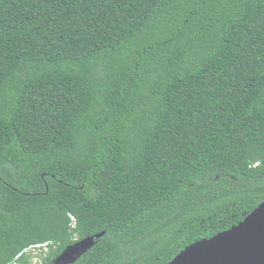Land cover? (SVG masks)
Masks as SVG:
<instances>
[{
  "label": "trees",
  "instance_id": "obj_1",
  "mask_svg": "<svg viewBox=\"0 0 264 264\" xmlns=\"http://www.w3.org/2000/svg\"><path fill=\"white\" fill-rule=\"evenodd\" d=\"M262 203L264 0H0V264H168Z\"/></svg>",
  "mask_w": 264,
  "mask_h": 264
},
{
  "label": "water",
  "instance_id": "obj_2",
  "mask_svg": "<svg viewBox=\"0 0 264 264\" xmlns=\"http://www.w3.org/2000/svg\"><path fill=\"white\" fill-rule=\"evenodd\" d=\"M93 245V238L84 240L83 252ZM168 264H264V203L231 229L187 246Z\"/></svg>",
  "mask_w": 264,
  "mask_h": 264
},
{
  "label": "rangeland",
  "instance_id": "obj_3",
  "mask_svg": "<svg viewBox=\"0 0 264 264\" xmlns=\"http://www.w3.org/2000/svg\"><path fill=\"white\" fill-rule=\"evenodd\" d=\"M83 253V248L80 245L69 248L61 257L54 261L53 264H72L77 258ZM30 254L33 256V264L40 262L38 254H41V251L31 250Z\"/></svg>",
  "mask_w": 264,
  "mask_h": 264
},
{
  "label": "built area",
  "instance_id": "obj_4",
  "mask_svg": "<svg viewBox=\"0 0 264 264\" xmlns=\"http://www.w3.org/2000/svg\"><path fill=\"white\" fill-rule=\"evenodd\" d=\"M73 227H75V219L72 217ZM43 249L42 245L34 246L32 250L38 251Z\"/></svg>",
  "mask_w": 264,
  "mask_h": 264
}]
</instances>
